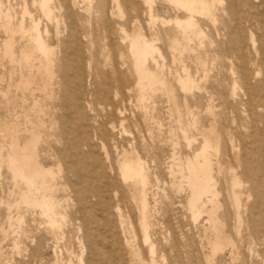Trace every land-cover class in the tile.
<instances>
[{"label": "rangeland", "instance_id": "374dc122", "mask_svg": "<svg viewBox=\"0 0 264 264\" xmlns=\"http://www.w3.org/2000/svg\"><path fill=\"white\" fill-rule=\"evenodd\" d=\"M44 6L51 11L49 17L44 15ZM69 15L80 29V56L89 63L84 79L80 78L84 93L80 103L72 96L77 79L69 68L70 96L66 99L55 71L58 62L52 66L55 73L46 82V91L42 89L46 77L38 73L37 61L31 62V73L23 63V53H34L28 37L21 35L31 33V19L39 18L41 30L58 26L62 39L69 37L65 29ZM183 16L170 0H0V146L3 140L9 143L1 137L4 122H17L27 138L29 132L39 130L37 159L53 172L52 194L58 203L52 221L38 207L19 203L11 177L0 163V264H80L81 257L90 264H229L228 247L217 251L209 262L205 259L209 251L199 250L207 218L191 219L186 161L200 151L202 131L214 119L218 121L219 105L241 100L240 63L235 52L229 59L223 57L212 33L203 43L209 50L207 56L197 50L196 42H183L175 23ZM217 18V27L222 22L239 24L237 17L222 12ZM139 32L158 50L145 61L157 81L143 88L128 48L129 37ZM262 34L258 28L256 38ZM174 40H179V46ZM4 45L18 62L12 64L4 55ZM74 63L67 60L68 67ZM196 67H200L198 73ZM184 74L192 76L200 91L190 84L180 87L178 78ZM107 77L113 84L111 96L87 94L100 88ZM26 79L32 83L36 106L21 86ZM119 80L126 87L125 95L118 88ZM216 89L224 93L220 103L213 93ZM228 118L234 120L236 161L242 156L248 164L235 188L241 192L242 245L234 264H263L264 247L254 237L249 239V234L264 226V133L259 135L258 126L250 127L242 111ZM76 140H80V185L66 169L74 164ZM257 148L263 152L260 157ZM122 150L136 153L143 169L142 186L121 183L116 161ZM66 177L74 181V187L66 184ZM107 180L113 184L111 191L100 198ZM225 180L229 190L230 176ZM217 188L222 189L216 197L219 217L229 239L237 243L233 208L223 186ZM76 190L90 201L77 204ZM141 198L146 203V241L139 223Z\"/></svg>", "mask_w": 264, "mask_h": 264}, {"label": "bare ground", "instance_id": "6f19581e", "mask_svg": "<svg viewBox=\"0 0 264 264\" xmlns=\"http://www.w3.org/2000/svg\"><path fill=\"white\" fill-rule=\"evenodd\" d=\"M170 1L177 8V11H181L184 15L183 20L177 19L175 21L181 30L180 37L183 42L186 44L190 41L196 42L197 50L202 51L207 56L209 50L204 49L203 43L209 39L208 33H212L218 41V47L221 49L223 57L229 59L232 57V53L235 52L240 63L241 100L235 105H231L229 102L219 105L222 109L218 114V121L214 119L209 124V128L202 131L200 151L186 161V180L190 189L188 205L191 219L197 222L201 215H205L207 218V226H204V239L199 243V250L207 249L209 251V255H205L206 261L209 262L210 257H213L217 251H223L228 247L229 264H234L237 260L236 252L242 245V238L239 236V227L242 223L240 216L241 192L236 191L235 188L240 186L238 175L247 173L248 164L244 158H241L242 156L236 161L239 148L234 144L232 128L234 120L229 119L228 115L232 113L238 114V111H242L250 121L248 125L250 127H260L258 130L259 135L264 133V0ZM47 3L49 2L47 1ZM224 3L225 6L220 8ZM74 4L75 2H73ZM49 10L45 8L43 11L46 17H49L51 13ZM218 12H222V14H226L231 18L235 17V20L237 17L236 21L239 24L233 25L230 22H222L217 27ZM68 18L69 22L66 23L65 29L68 30L69 37L62 39L59 38L60 31L58 26H45L41 30L39 28V18L31 19V33L27 34L23 31L21 35L28 37V41L34 47V53L33 56L23 53V63L31 73V69L34 66L31 62L37 61L38 73L42 78L46 77L42 88L44 91L49 88V84L46 82L51 80L56 71L59 79L58 83L61 84L63 95L66 99L70 96L66 78L69 68L70 71H73L74 78L77 79L75 89L71 91L72 96L80 103V96L84 94L80 88V78L84 79L89 69V63L84 55L80 56V53L83 52L80 46V29L72 15H69ZM4 27L10 29L8 24H5ZM258 28L262 29L263 32L259 39L255 35ZM44 37L48 38L51 43H47ZM178 41L174 40L173 42L179 46ZM128 48L134 58L140 87L143 88L149 84H154L157 80L145 68V61L149 57L153 58L155 54H158L157 48L140 32L133 33L129 37ZM10 49L8 45H4V55H8L10 62L13 64L19 60H15ZM190 50H193V48ZM69 54L70 57H68ZM31 57L34 59L32 60ZM70 59L75 63L68 67L67 60ZM57 62L58 64L54 71L52 66ZM202 64L204 68L205 62H202ZM199 70L200 67H196L195 73H198ZM231 71L233 72V70ZM203 72L205 73L206 70L203 69ZM178 81L182 89H185L190 84L197 91H200L199 84L191 75L184 74L183 77L179 76ZM234 82L232 80V84ZM21 86L33 99V106H36L37 102L32 93L31 81L26 79ZM112 86V81L107 77L100 88L93 89L87 94L92 96L102 95L108 98L111 96ZM118 88L125 95L126 87L121 80L118 81ZM213 93L217 95L219 103L224 100L222 91L216 89ZM87 94L85 95L87 96ZM223 110H226L229 114L223 113L225 112ZM36 128H40V125ZM31 129L35 128L32 127ZM114 129L112 127L111 130ZM40 133L39 130H33V132H29L30 137L27 138L18 127L17 122H4L1 137L9 139V143L7 144L3 140L0 146V163L11 177L13 190L17 192L19 203L27 207H38L41 213L52 221L55 215L58 214V203L54 200L52 194L54 188L53 172L49 168H45L37 159L36 148L40 141ZM19 142H22V144ZM72 150L75 152V158L73 157L74 164L67 165L66 169L68 174H73L76 177V184L80 185V140L73 142ZM211 151H213V154H210ZM257 153L259 157L262 156L261 148H257ZM116 166L123 185H127L130 182L139 183L141 186L144 184L143 169L135 152L122 150V154L116 161ZM238 170L240 173L237 172ZM213 171L217 175L216 178ZM226 175L230 176L231 185L229 190L226 188ZM65 182L68 186L74 187V181L70 177H66ZM112 185L110 180L105 182V185L100 190V198H104V195L111 191ZM219 185L223 186V191L233 208L235 220L233 230L238 237L237 243L229 239L224 230V224L219 217L218 208L220 206L216 202V197L222 193V187L217 188ZM74 194L77 196L74 201L79 205L90 201L88 196L80 195L78 190ZM145 209V200L141 198L139 223L146 241L148 238ZM249 236H251L249 239L254 237L257 244L264 247V226H258L252 233L250 232ZM92 254L95 255V252L93 251ZM262 258L264 264V256ZM80 264H90V260L81 257Z\"/></svg>", "mask_w": 264, "mask_h": 264}]
</instances>
